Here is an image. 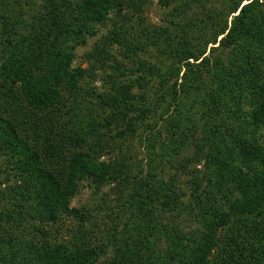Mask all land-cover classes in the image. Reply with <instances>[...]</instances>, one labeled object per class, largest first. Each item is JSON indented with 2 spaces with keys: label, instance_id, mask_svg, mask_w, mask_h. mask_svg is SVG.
I'll return each instance as SVG.
<instances>
[{
  "label": "trees",
  "instance_id": "16d2710c",
  "mask_svg": "<svg viewBox=\"0 0 264 264\" xmlns=\"http://www.w3.org/2000/svg\"><path fill=\"white\" fill-rule=\"evenodd\" d=\"M153 1L29 0L27 15L0 0V264H264V3L233 15L240 0H159L169 20L157 27ZM108 22L131 54L156 53L162 68L140 61L132 74L161 86L153 102L121 86L101 122L71 51ZM141 129L147 168L131 154ZM187 146L189 195L163 178ZM111 149L120 157L105 159ZM84 183L116 198L103 227L71 207Z\"/></svg>",
  "mask_w": 264,
  "mask_h": 264
},
{
  "label": "rangeland",
  "instance_id": "374dc122",
  "mask_svg": "<svg viewBox=\"0 0 264 264\" xmlns=\"http://www.w3.org/2000/svg\"><path fill=\"white\" fill-rule=\"evenodd\" d=\"M28 2L29 0H21L22 11L26 12L27 15H30L32 14V11L29 9ZM159 2V0H154L153 4L149 6L144 15L150 25L165 27L168 26L169 10L161 7ZM224 2V0H215V4H208L206 9L218 10L215 8V6H220L221 8V6L224 5ZM36 12H38V10ZM33 15L35 14L33 13ZM172 20L177 22L175 19ZM113 21L115 22V19ZM1 26H3V19L0 16V27ZM114 33L115 29L113 22H108L105 24V26L98 27L95 37L86 38V45L78 46L71 51L73 55L72 69L81 68L82 70L90 72V76L86 78V82L84 81V84L82 85V88L84 89L83 95L86 102L85 105H88V107L93 110L91 112L92 117L100 120L101 122V119L110 116V114L113 112H117V110L113 111V103L110 98H124L125 90H123L121 86H124L125 84H132L134 86L132 89V94L139 96L140 94H145L144 97H146L150 102L154 101V98L156 97L155 93L160 91L161 86L158 80H153L152 77H149L147 80H150V83L148 87L144 88L138 79L140 75L132 74L137 67L138 62L140 61H146L151 66L162 68L161 64L155 59L156 53H152L151 56L141 53L138 55H133L130 53V51L128 52L125 47L115 42V39H113V37H115L113 36ZM69 44H71L70 41ZM211 48L213 47L209 46L208 54L210 53ZM97 50H103V56H98ZM94 54H97V59L93 56ZM105 54H108L107 56L109 57L104 58ZM217 54L218 53L210 54V57ZM182 105H185V107H183L184 110H190L192 108V102L189 101H185ZM177 106L178 104H175L174 106V103H171V112H173L174 115L177 114L176 110H174V108ZM81 109L83 110L82 114L87 116L90 115L85 113L86 111L84 112V105L81 107ZM194 113L196 114V111ZM136 116V113H132L130 115V117L133 119H135ZM194 120L196 122L193 121V124L196 123L199 126L202 125L198 116H196ZM190 126H186L188 130H191ZM116 127H119V125L114 124L111 127L112 137H116L117 135L118 129ZM161 129H163V127ZM101 133L107 134V131L101 130ZM186 133L188 132L186 131ZM145 134L146 133H143L142 129L137 132L136 138L132 142L133 148L131 154L134 158V164L141 166L143 164V167L147 168V150L149 144L145 141V137H147ZM164 138L165 136L163 139ZM147 139H149V136ZM115 140L117 145L122 143V141L116 138ZM157 141L158 146H160V140L158 138ZM122 152H125V147H123ZM120 153L121 152L119 149H111L110 155L105 156V159L120 157ZM193 153L194 148L187 146L185 151L182 153V157H180L181 160L179 159L178 164L180 166H176L173 169L169 167L166 169V172L163 173V178L166 181L171 179L176 180L179 188L188 195L190 194L189 182L193 178L192 174L195 173L194 166H185L186 164L182 160L186 161L187 158L193 156ZM105 201L107 204H105ZM115 201L116 198L111 192L110 188H104L101 191H96L93 187H90L88 184L84 183L79 196L73 201L71 207L79 210L85 208L87 211H91L95 218L93 222H97L103 227V225L107 222L106 211L109 210V207L113 208V206L116 205V203H114ZM103 221L104 223L102 224ZM64 225L62 239L65 238L66 240H69V234L66 230L69 228H76L78 221L73 218L67 219ZM109 226L110 225H107V227Z\"/></svg>",
  "mask_w": 264,
  "mask_h": 264
},
{
  "label": "snow or ice",
  "instance_id": "6c2138e0",
  "mask_svg": "<svg viewBox=\"0 0 264 264\" xmlns=\"http://www.w3.org/2000/svg\"><path fill=\"white\" fill-rule=\"evenodd\" d=\"M261 3H264V0H260ZM254 3V0H240V2L236 5V9L233 11V15H239V10H246L247 7Z\"/></svg>",
  "mask_w": 264,
  "mask_h": 264
}]
</instances>
